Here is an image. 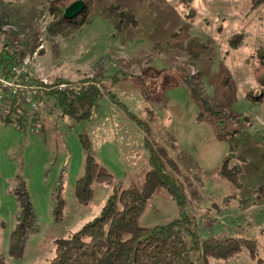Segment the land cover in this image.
Wrapping results in <instances>:
<instances>
[{"label": "rangeland", "instance_id": "374dc122", "mask_svg": "<svg viewBox=\"0 0 264 264\" xmlns=\"http://www.w3.org/2000/svg\"><path fill=\"white\" fill-rule=\"evenodd\" d=\"M74 1L65 0L67 6ZM88 4L83 22L65 33L72 27L57 25L49 0H0V55L14 54L49 89L59 79L70 86L89 79L84 84L97 81L106 92L87 119L62 115L44 89L37 108L22 101L28 118L20 122L14 114L11 121L0 118V249L6 260L45 264L54 256L57 238L68 237L98 217L111 194L143 177L149 150L140 125H149L150 137L174 156L188 153L205 172L203 199L185 205V212L192 214L190 229L201 238L229 235L254 240L255 256L243 247L234 256L210 258V264H264V98L251 100L264 89L258 81L264 69V4L257 8L249 0ZM113 6L122 14L110 13ZM234 35L240 36L237 47L231 45ZM200 97L217 112L205 109ZM82 137L92 142L100 166L113 175V183L93 182L87 204L76 196L87 155ZM226 157L230 165L242 166L238 188L217 173ZM18 178L26 182L36 222L23 254L14 257L9 245L19 210L13 193ZM59 196L64 199L61 214ZM181 216L180 207L161 188L148 200L139 222L154 226Z\"/></svg>", "mask_w": 264, "mask_h": 264}, {"label": "trees", "instance_id": "16d2710c", "mask_svg": "<svg viewBox=\"0 0 264 264\" xmlns=\"http://www.w3.org/2000/svg\"><path fill=\"white\" fill-rule=\"evenodd\" d=\"M51 1H54L53 5H50ZM57 1L49 0L50 12L57 14V25L68 24L67 26L72 27L65 33L75 31L85 19V13L89 12L90 0H84V10L72 19L64 16L65 7L68 5L65 0ZM249 1L252 8L264 4V0ZM109 12L122 14L120 10L117 11V6L110 8ZM118 17L119 14L116 19H119ZM239 40V35L232 36L231 45L237 47ZM17 61L19 60L14 54L0 55V72H8ZM88 80L79 86L67 84L66 87L59 88L61 83L68 82L59 79L51 85L54 88L49 89L46 84H42V80L31 78L32 83L44 85L45 93L53 99V105L59 108L62 115L77 120L90 118L97 101L106 94L95 84L97 81L84 84ZM258 81L264 86V69L258 75ZM189 84L194 90L190 81ZM260 90L259 95L252 94L251 100L256 102L264 98V89ZM200 99L205 109H211L205 98ZM21 103L19 97L6 95L0 102V118L11 121L13 114L19 122L28 118L29 113L22 108ZM211 112L217 111L211 109ZM130 118L140 124L134 116ZM140 126L145 128V145L149 150V168L144 171L143 177L127 188L119 187L111 194L98 217L85 223L68 237L57 238L54 256L45 264H210V258H228L238 254L243 247L255 256L257 248L252 239L229 235L201 238L190 229L192 214L185 212V205L192 201L199 204L203 199L201 187L205 172L188 153L184 156H174L164 143L150 137L149 125ZM82 143L87 155L84 172L76 181V196L81 203L87 204L92 198L93 182L113 183V175L100 166L95 152L91 149L92 142L88 143L87 139L82 137ZM172 146L174 147V144ZM229 161V158H224L217 168V173L238 188L242 185V166L230 165ZM161 188L171 195L180 207L182 216L166 224L141 225L139 218L148 200ZM13 193L19 210L15 228L10 233L9 254L20 257L30 230L35 225L36 213L25 180L18 178ZM57 204L61 214L64 204L61 196ZM0 264H9L1 249Z\"/></svg>", "mask_w": 264, "mask_h": 264}, {"label": "built area", "instance_id": "2783aa9c", "mask_svg": "<svg viewBox=\"0 0 264 264\" xmlns=\"http://www.w3.org/2000/svg\"><path fill=\"white\" fill-rule=\"evenodd\" d=\"M31 78L26 65L21 61L13 64L8 72H0V102L5 99L6 95L17 96L21 101L29 104L32 109L37 108L38 97L44 85L32 83ZM66 86V83H61L59 88Z\"/></svg>", "mask_w": 264, "mask_h": 264}, {"label": "water", "instance_id": "95a60500", "mask_svg": "<svg viewBox=\"0 0 264 264\" xmlns=\"http://www.w3.org/2000/svg\"><path fill=\"white\" fill-rule=\"evenodd\" d=\"M84 9V2L82 0H76L65 8L64 16L72 18L81 13Z\"/></svg>", "mask_w": 264, "mask_h": 264}, {"label": "bare ground", "instance_id": "6f19581e", "mask_svg": "<svg viewBox=\"0 0 264 264\" xmlns=\"http://www.w3.org/2000/svg\"><path fill=\"white\" fill-rule=\"evenodd\" d=\"M42 84H44L45 85V83H42ZM52 83H50V85H51ZM47 85V84H46Z\"/></svg>", "mask_w": 264, "mask_h": 264}]
</instances>
